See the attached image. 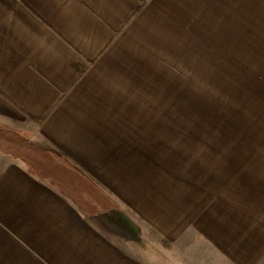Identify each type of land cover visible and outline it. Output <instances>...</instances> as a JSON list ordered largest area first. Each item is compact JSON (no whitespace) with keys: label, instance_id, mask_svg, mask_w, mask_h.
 Listing matches in <instances>:
<instances>
[{"label":"crops","instance_id":"obj_1","mask_svg":"<svg viewBox=\"0 0 264 264\" xmlns=\"http://www.w3.org/2000/svg\"><path fill=\"white\" fill-rule=\"evenodd\" d=\"M230 39L264 0H0V264H264V110H204Z\"/></svg>","mask_w":264,"mask_h":264},{"label":"rangeland","instance_id":"obj_2","mask_svg":"<svg viewBox=\"0 0 264 264\" xmlns=\"http://www.w3.org/2000/svg\"><path fill=\"white\" fill-rule=\"evenodd\" d=\"M228 41L229 43L227 45L234 48L230 49L235 50V54L205 56V59H207L206 63H216V61L226 63L227 61L231 62V60H233L236 70H230V84H228V80L226 79L227 82L219 86V91L212 96H206L207 99H205L204 110L226 109L227 104H229L230 108L233 107L234 110H242L243 108L252 112L264 110V107H262L263 104L260 105L254 102L256 98L260 96V84H264L263 81L261 82V80H264V40H262V45L259 39H252L250 41L230 39ZM249 49L251 50L250 54L241 53ZM217 58L219 59L217 60ZM205 67H209V65L205 64ZM226 74H228V72ZM263 86L264 85H262V87ZM209 91L211 90L209 89ZM262 93L264 95V92ZM248 100H250V102H248ZM235 104L236 107L234 106ZM163 260L164 259H161L160 264H164Z\"/></svg>","mask_w":264,"mask_h":264}]
</instances>
